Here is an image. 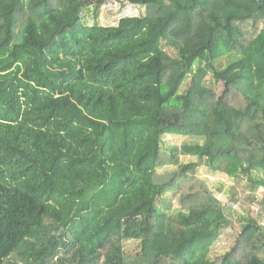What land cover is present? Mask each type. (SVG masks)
<instances>
[{
    "label": "trees",
    "instance_id": "trees-1",
    "mask_svg": "<svg viewBox=\"0 0 264 264\" xmlns=\"http://www.w3.org/2000/svg\"><path fill=\"white\" fill-rule=\"evenodd\" d=\"M118 1L147 11L104 26L87 19L104 0H0V264H264V0ZM163 145L235 179L245 214L258 202L222 260L232 208L199 164L160 172ZM144 235L156 253L124 255Z\"/></svg>",
    "mask_w": 264,
    "mask_h": 264
},
{
    "label": "rangeland",
    "instance_id": "rangeland-1",
    "mask_svg": "<svg viewBox=\"0 0 264 264\" xmlns=\"http://www.w3.org/2000/svg\"><path fill=\"white\" fill-rule=\"evenodd\" d=\"M95 1V0H94ZM146 6H138L131 4H121L118 0H104V4L98 11V15L94 14L91 10L87 11L90 23L99 22L104 26H112L119 23L120 19L124 16H139L146 13ZM171 48L170 46H168ZM171 51V49H169ZM230 58L226 55L220 56L216 61L213 62L216 68H223L228 65ZM206 62L199 60L195 62L194 72L199 70V67L204 65ZM206 84L213 89H215L218 93H222L224 85L222 82H218L217 79L212 75L211 72L206 74ZM190 80L185 81L183 86L181 87V91L186 89ZM178 128H168L165 129L167 133L166 143L167 145L176 144L180 147L186 142H204V139L201 137H190L183 135ZM178 153L175 156H172L170 150H167L165 145H163L162 154L160 155V162H162V166L159 168L160 172L164 171H173L177 169L178 165L181 163H197L198 165V176L202 179H205L209 186L215 191V195L218 199L225 201L229 204V207L232 208L233 220L234 223L229 226H224L221 231V234L218 240L212 245L211 250L209 252V257L214 261H220L224 257V254L231 249L233 246L236 236L240 233L243 225L245 224L247 218L240 217L241 214L239 212L245 214L242 208L231 201L232 194V186L235 185L236 180L232 177H229L227 173L223 171H212L205 164L204 159H199L196 156L184 155ZM240 191H242V188ZM177 191L167 192V205L168 210L173 211L176 208L180 207L179 203V195L176 193ZM264 194V188H260L258 191V196L261 198ZM260 214V206L258 202L253 204L252 212L249 214H245L246 217H257ZM260 224L264 225V218L260 222ZM259 246V245H258ZM124 255L130 257H141V255H154L157 251V241L153 235H144L140 239H125L123 242ZM263 257H264V247L261 246V249H257Z\"/></svg>",
    "mask_w": 264,
    "mask_h": 264
}]
</instances>
